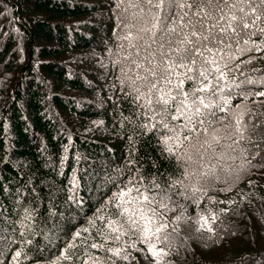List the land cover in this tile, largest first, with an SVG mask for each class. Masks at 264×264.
I'll list each match as a JSON object with an SVG mask.
<instances>
[{"label":"trees","instance_id":"16d2710c","mask_svg":"<svg viewBox=\"0 0 264 264\" xmlns=\"http://www.w3.org/2000/svg\"><path fill=\"white\" fill-rule=\"evenodd\" d=\"M125 7L0 0V264H264V96L255 95L264 92V33L249 30L224 49L234 54L221 94L230 103L217 101L226 109L210 118L220 144L201 168L187 160L188 142L164 145L161 117L149 121L144 102L134 100L124 74ZM183 87L190 91L192 82ZM133 178L167 205H151L167 225L159 257L135 235L97 234L115 212L113 193Z\"/></svg>","mask_w":264,"mask_h":264},{"label":"snow or ice","instance_id":"6c2138e0","mask_svg":"<svg viewBox=\"0 0 264 264\" xmlns=\"http://www.w3.org/2000/svg\"><path fill=\"white\" fill-rule=\"evenodd\" d=\"M120 2L126 5L122 21L126 34L122 39L128 42L127 46L131 50L125 56L130 64L124 74L136 93L134 100L144 102L141 106L146 109L144 114L148 115L149 121L161 117L158 123L166 130L163 135L165 146L170 141H174L176 146L188 142L187 160L203 168L205 153L211 150L215 154L213 143L220 144L221 129L211 127L210 118L216 116L214 109L219 108L221 112L226 109L217 101L222 99L224 105L230 103L221 94L230 83L225 69L234 54L224 49L233 47L228 42L232 38L239 46L241 37L248 35L249 30L264 33V26H260L264 25V0ZM251 35H255V31H251ZM249 42L250 37L243 40L245 45ZM254 47L259 46L254 44ZM244 50L239 48L240 52ZM185 81L192 82L190 91L184 90ZM247 82L252 83L251 80ZM235 87L239 88L240 85ZM255 95L264 96V92ZM181 119L184 121L182 124L172 123ZM241 123L240 119L236 120L235 131L242 137L244 129ZM142 126L149 127L147 123ZM151 127L155 128L156 124L153 123ZM231 127V124L226 125L224 131L227 132ZM201 133L205 137L210 136L211 140H201ZM166 150L174 155L172 147H166ZM220 158L222 154L217 157ZM184 174L195 176L198 173L188 172L185 168ZM199 175L208 176L209 172L203 171ZM176 183L182 184V181ZM152 184H155L154 178ZM141 185L142 180L133 178L117 188L109 200L115 207L113 217L102 218L105 225L97 230V234L104 239L111 235L116 241L125 235H135L147 245L153 256L159 257L163 249H157L156 242L167 239L160 235L167 225L159 220L156 208L151 205L156 203L162 208L167 205L163 203V198L157 201L150 194V187L145 186L142 191ZM155 187L159 185L155 184ZM192 191L195 193L199 189L193 188ZM208 230L211 231V228ZM90 247L111 252L113 256H120L122 252L121 248H105L103 244L97 243H92ZM62 258L67 260L69 256L65 254ZM91 264H104V261L94 258Z\"/></svg>","mask_w":264,"mask_h":264},{"label":"bare ground","instance_id":"6f19581e","mask_svg":"<svg viewBox=\"0 0 264 264\" xmlns=\"http://www.w3.org/2000/svg\"><path fill=\"white\" fill-rule=\"evenodd\" d=\"M156 204V203H155ZM156 207V206H155Z\"/></svg>","mask_w":264,"mask_h":264}]
</instances>
